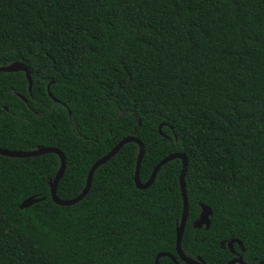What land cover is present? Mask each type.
Returning <instances> with one entry per match:
<instances>
[{"label":"trees","instance_id":"1","mask_svg":"<svg viewBox=\"0 0 264 264\" xmlns=\"http://www.w3.org/2000/svg\"><path fill=\"white\" fill-rule=\"evenodd\" d=\"M13 62L32 88L0 72V148L61 151L58 199L132 135L143 184L168 154L186 158L187 257L228 264L233 239L264 264V0H0V67ZM138 150L123 145L71 206L50 197L56 154L0 155V264H185L181 161L138 189ZM29 197L43 199L21 209ZM201 204L207 229L193 226Z\"/></svg>","mask_w":264,"mask_h":264},{"label":"water","instance_id":"2","mask_svg":"<svg viewBox=\"0 0 264 264\" xmlns=\"http://www.w3.org/2000/svg\"><path fill=\"white\" fill-rule=\"evenodd\" d=\"M24 72L25 77L27 79L28 82V90L29 92H31V88H32V80L31 77L29 75V72L27 70V68L25 67V65H23L20 62H13L5 67H0V72H4V73H12V72ZM49 86H47V93L49 95V97H52V94L49 91ZM25 102L26 100L24 98H22ZM130 142H134L138 145L139 150H138V155H137V159H136V166H135V170L133 173V180L135 183V186L138 189H146L148 188L154 181L156 174L158 172V170L167 162L174 160V159H179L181 161V172H180V176H179V183H180V190H181V197H182V214H181V218L180 221L177 223V227H176V239H175V250H176V254L179 257V259L185 263V264H205V262L200 259H190L189 257H187L182 249H181V239H182V235H183V231H184V227L186 224V220H187V215H188V199H187V195H186V188H185V183H184V176H185V172H186V167H187V161L185 156L182 153H170L168 154L165 158H163L161 161H159V163L154 167L149 179L146 181V183H141L140 179H139V171H140V164H141V160L143 158L144 155V146L142 144V142L132 136H126L123 139H121L111 150L109 153H107L105 156L101 157L100 159H98L95 163H93V165L90 167L87 177H86V184L84 189L82 190V192L75 198L73 199H69V200H60L57 198L56 196V188H57V184L59 182V180L62 178L63 174H64V170H65V157L62 154L61 151H59L56 148H51V147H38L34 150L31 151H9L6 149H2L0 148V155L1 156H5V157H10V158H25V157H34V156H38V155H43V154H48V153H53L56 154L59 159H60V166L58 168V171L54 177V179H52L49 182V187H50V197L52 199V201L60 206H71L73 204H76L77 202H79L81 199H83L85 197V195L87 194L90 185H91V181H92V177L93 174L95 172V170L103 165L105 162H107L108 160H110L118 151L119 149ZM43 198H35V197H29L28 199L24 200L21 205L20 208H27L30 205L37 203L39 201H41ZM212 212L211 209L203 204L200 205V212L198 214V217L196 218V220L193 223L194 227L200 228L202 226H205V229L208 228L209 226V217L211 216ZM237 244L239 247H242L241 242L239 240H229L228 242H222L221 243V248H228V250L233 254L236 255L233 259H231L228 264H246L241 257L237 256L236 252L234 251L233 248V244ZM243 249V248H241ZM161 257H168L170 258L175 264H180L177 260V258L169 253H165V252H161L156 256L155 259V264H158V261Z\"/></svg>","mask_w":264,"mask_h":264}]
</instances>
